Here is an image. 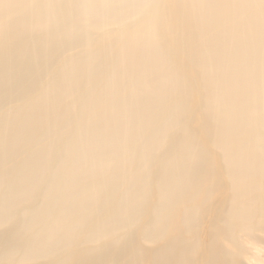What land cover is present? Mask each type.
Instances as JSON below:
<instances>
[{"label":"bare ground","instance_id":"obj_1","mask_svg":"<svg viewBox=\"0 0 264 264\" xmlns=\"http://www.w3.org/2000/svg\"><path fill=\"white\" fill-rule=\"evenodd\" d=\"M0 264H264V0H0Z\"/></svg>","mask_w":264,"mask_h":264},{"label":"rangeland","instance_id":"obj_2","mask_svg":"<svg viewBox=\"0 0 264 264\" xmlns=\"http://www.w3.org/2000/svg\"><path fill=\"white\" fill-rule=\"evenodd\" d=\"M220 200L224 199V197L227 195L228 192V187H227V182L226 180H223V184H220ZM204 207H205V212L207 215H210L213 209L216 207V204L213 202V198H208L203 201Z\"/></svg>","mask_w":264,"mask_h":264}]
</instances>
